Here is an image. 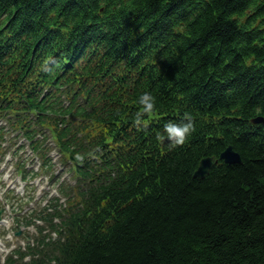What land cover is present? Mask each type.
<instances>
[{
	"label": "trees",
	"instance_id": "trees-1",
	"mask_svg": "<svg viewBox=\"0 0 264 264\" xmlns=\"http://www.w3.org/2000/svg\"><path fill=\"white\" fill-rule=\"evenodd\" d=\"M0 120L76 159L37 264H264V0H0Z\"/></svg>",
	"mask_w": 264,
	"mask_h": 264
},
{
	"label": "clouds",
	"instance_id": "clouds-1",
	"mask_svg": "<svg viewBox=\"0 0 264 264\" xmlns=\"http://www.w3.org/2000/svg\"><path fill=\"white\" fill-rule=\"evenodd\" d=\"M49 70L47 67L45 71ZM138 103L140 107L134 114L133 123L140 127L141 125L146 126L144 123L145 115H152L156 108V98L150 92H143L138 97ZM195 118L191 113L185 112L179 122L168 121L163 125V134L157 133L158 140H166L170 146L183 145L188 137L195 131ZM26 261L30 260V256H25ZM52 264H56L55 261Z\"/></svg>",
	"mask_w": 264,
	"mask_h": 264
},
{
	"label": "water",
	"instance_id": "water-1",
	"mask_svg": "<svg viewBox=\"0 0 264 264\" xmlns=\"http://www.w3.org/2000/svg\"><path fill=\"white\" fill-rule=\"evenodd\" d=\"M262 120V117L253 118L254 122H258ZM220 159L225 160L226 162H241L242 158L241 155L233 148L232 145L227 146L220 154ZM213 165L212 157H204L197 170L195 171L194 175L204 177L208 172L209 169Z\"/></svg>",
	"mask_w": 264,
	"mask_h": 264
},
{
	"label": "rangeland",
	"instance_id": "rangeland-1",
	"mask_svg": "<svg viewBox=\"0 0 264 264\" xmlns=\"http://www.w3.org/2000/svg\"><path fill=\"white\" fill-rule=\"evenodd\" d=\"M57 167H58V169L57 170H59L60 172V176L58 177V180L61 182L65 177H67L68 176V178L71 180V181H73L72 180V172H70V171H68L67 169H65V168H63V166H60V165H57ZM58 173V174H59ZM44 186V181L43 182H41V184H40V186H39V188H42ZM5 253H1L0 252V264H4L5 262Z\"/></svg>",
	"mask_w": 264,
	"mask_h": 264
}]
</instances>
